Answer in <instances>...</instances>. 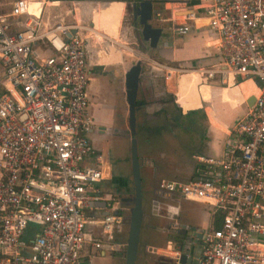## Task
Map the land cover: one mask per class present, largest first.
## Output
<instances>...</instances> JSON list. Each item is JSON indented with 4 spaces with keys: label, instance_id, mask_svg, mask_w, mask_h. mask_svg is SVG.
Listing matches in <instances>:
<instances>
[{
    "label": "built area",
    "instance_id": "obj_1",
    "mask_svg": "<svg viewBox=\"0 0 264 264\" xmlns=\"http://www.w3.org/2000/svg\"><path fill=\"white\" fill-rule=\"evenodd\" d=\"M32 1L40 3L38 14L29 10ZM59 1L75 0H12L8 12L0 11V264H81L86 242L109 252L120 245L121 200L103 189L108 169L86 137L91 29L64 21L46 26L45 5ZM195 6L219 41L217 62L195 71L222 83L254 79L258 93L221 155H197L187 179H160L155 191L168 217L186 201L210 213L197 264H264V0ZM189 28L185 22L175 30ZM97 201L110 202L111 211L98 219L100 232L87 237L85 209Z\"/></svg>",
    "mask_w": 264,
    "mask_h": 264
},
{
    "label": "crops",
    "instance_id": "obj_2",
    "mask_svg": "<svg viewBox=\"0 0 264 264\" xmlns=\"http://www.w3.org/2000/svg\"><path fill=\"white\" fill-rule=\"evenodd\" d=\"M139 1L141 0H75L73 3L59 1L57 5H48L51 8L62 5V7L59 8V13L55 15L58 21H64L66 17L71 21L69 24H79L83 22V17L85 25L91 29L90 32H88V36L90 37L88 70L89 72L95 73L99 79V95L95 100H98L100 108L95 107L91 111H88V114L92 119V125L104 130L99 133L95 131L88 132L86 137L91 146L96 148L101 154V160L108 169V179L101 183L102 186L104 184L113 185V183L123 180L122 177L116 175L111 176L110 166L103 160L102 136H108L113 133L112 126H115L116 116H118L117 112L122 109V106L119 109H117V107L126 103L124 76L131 66L133 59L123 55L120 56L119 51L121 52L124 50L126 53L131 52L128 44V40L131 38H134L135 41L137 40L138 42L137 36H134V29H132V25L136 22L132 19V3H138ZM151 1L153 9L159 10L158 19H154L152 25L162 27L163 32L155 48L150 47L147 41H141L145 48L147 47L150 50L149 53L145 55V59H143L146 65L150 67V70H148V75L145 76L143 65L141 66L137 95H144L145 98H147L148 93L151 92L154 94L158 85L161 89L159 93L172 98L171 102L176 106V110H174V112L172 111L170 114H165V123L158 127L157 132L161 131V128H168V124H166L168 120L171 119L173 121L180 119L178 110L181 111V118L183 120L184 118L190 120L193 115L199 114L205 124V131L201 137L199 136V132L194 131V133H192L188 130H184L195 138L192 137V140L194 139L193 145L190 146V163L184 168L183 166L180 168V171H185V177L180 179L183 180L191 175L197 155L219 156L222 154L231 127L234 125L235 121L242 117L253 105L255 95L258 93V83L256 80L250 78L229 79L228 82L224 83L220 81L219 76H217L218 81L215 80L216 76L209 81L203 79L201 75L195 71V68L198 66L210 67L217 62L219 41L214 33L210 31L207 18L201 10L195 6L196 0ZM11 4L12 0H5L2 6L5 7L4 10L6 11L7 8L10 10ZM157 4L159 6H157ZM107 6H112L110 10L112 14L106 19L105 15L104 17L100 16L99 10ZM45 9L47 10V15L45 14L43 16V22L46 26L53 25L57 21L52 22L48 17V13L51 12L49 7L45 5L44 10ZM187 9H198L197 17L191 20L185 19V13L182 11ZM94 11L96 12L95 14ZM129 11L131 13H129ZM128 13L129 16L131 14L129 21L131 24L124 28L123 21ZM185 22L190 25L189 31L185 34H179L175 30V27ZM104 39L106 40L104 41ZM95 40L104 41V52L111 54L112 51V55L102 63H98L96 58L94 59V54H92ZM114 42L118 47L112 44ZM139 44L141 43L139 42ZM135 55L137 58L140 57L137 53H135ZM100 65L105 67L113 66L115 68L114 72L104 77L97 72L99 69L98 66ZM104 83H108L110 87L112 86L110 96L108 97L102 95L101 86H103ZM89 88L90 77L88 89ZM149 96H151V94ZM252 97L254 98L252 99ZM117 99H120L119 104H117ZM190 111L194 112L189 114ZM173 113H177V118H175ZM202 113H204L203 117ZM193 122L194 120L191 119V124ZM119 129L124 130L122 125L116 130L120 131ZM187 136L188 135H186V137ZM187 142L188 140H186V142H181V145ZM181 151L185 150L181 149ZM172 154H174V152ZM103 189L107 191L104 186ZM113 206H116V204H113ZM123 206L125 205L121 204L122 209ZM122 209L119 211L120 213ZM182 209L183 204H181L177 214L179 217L181 216L180 211H182ZM157 210V213L155 212L156 215H153V213H151V215L155 217L156 220H164L163 216L167 215L164 214L162 216L159 208H157ZM105 211L108 213L111 211V207H106L104 209L99 205H89V207L85 209V214L88 218L85 227L87 237L100 232L98 219L105 215ZM113 212L115 213V211ZM205 213L207 217H209L208 225L202 226L199 224H190L187 221L185 222L193 225L195 231L196 229L207 227L211 224L212 220L207 210ZM126 226L127 223L124 220L118 239L120 245L118 248L115 247L116 251H98L95 250L89 242H86L81 250V264H123L125 262L124 256L127 239L125 237V232L127 230ZM154 230L161 233L164 239H161V245H147V257L144 259V264L147 258L152 261V264H177L176 249L171 247L163 232L157 229ZM196 241L198 242V239Z\"/></svg>",
    "mask_w": 264,
    "mask_h": 264
},
{
    "label": "rangeland",
    "instance_id": "obj_3",
    "mask_svg": "<svg viewBox=\"0 0 264 264\" xmlns=\"http://www.w3.org/2000/svg\"><path fill=\"white\" fill-rule=\"evenodd\" d=\"M134 3V2H133ZM53 5H57L53 4ZM72 5V4H69ZM111 5V4H108ZM115 5V4H112ZM157 6H159L157 4ZM49 10L51 12L48 13V17L52 22L58 21V18L55 16L59 13V8L62 5L51 8ZM112 6H107L103 9L99 10V14L101 17H110ZM5 7H0L1 12L9 11ZM62 10V9H61ZM130 10V9H129ZM96 12L94 11V14ZM129 13H131L129 11ZM129 13L126 15L125 20L123 21V27L126 28L129 24H131ZM47 15V10H44L43 16ZM66 23H71L68 18H64ZM82 21L79 24H85V20L82 17ZM150 23L154 22L152 18L149 20ZM134 36H137V40L134 38L128 40L129 47L131 52H124L122 50L119 51V55L131 57L132 62L131 66L136 62L140 61L141 66L143 65V72L145 76L148 75L150 67L146 65L143 59H145V55L149 53V49L143 45V41L140 35V25L134 22ZM106 39H104L105 41ZM115 40V39H114ZM104 41H94L93 53L94 59L98 63H102L106 61V59L112 55L108 52H104L103 48L105 46ZM139 42L141 44H139ZM111 43V42H110ZM115 47L118 45L114 43ZM144 47V48H143ZM120 50V49H119ZM135 53L139 54L140 57L137 58ZM99 72L102 76L106 77L107 75L114 72L113 66H98ZM88 77H90V88L88 89V97H89V106L88 111H91L93 108H100L98 100H95L99 95V79L95 73L89 72L87 73ZM206 81H209L205 79ZM215 80L218 81V77H215ZM102 84V83H101ZM105 84V85H104ZM102 88V95L105 97L110 96V87L108 83H104ZM97 86V87H96ZM100 86V85H99ZM157 89L152 94L151 92L147 94V98L144 95H137V99H146V104L141 106V108L136 111V140H137V154L139 160V173L141 178L142 185V206H143V220L142 226L140 230V241L138 246V255L135 264H144V259L147 257V245H161V239H164L163 235L153 229V225L156 224H165L162 220H156L155 217L151 215V206L155 205V209L159 206V211L162 215L166 213L164 208L165 200L156 193V183L160 179H182L185 177V171H180V168H183L188 165L190 162V146L193 145L192 137L190 133L185 132L184 130H188L189 132L194 133L199 132V136L203 135L205 131V124L203 123V119L199 114L193 115L191 119L194 122L191 124V119L184 118V120L180 117L178 120H168L166 124H168V128H161L159 132H157L158 127L165 123V114H170L172 111L176 110V106L172 103V98L168 97L165 94L159 93L161 89L157 85ZM1 93V91H0ZM151 94V96H149ZM120 103V99H117V104ZM98 105V106H97ZM118 111V116H116L115 126H112L113 133L108 136H102V148H103V160L110 166L111 176L116 175L122 177L124 181H126V188L123 187L120 190H116L115 186L112 184H104V188L110 192L115 198L122 197H132L133 192V183H132V174H131V151H130V136L128 130L127 116H128V104L127 102L123 105H119L117 109L121 108ZM186 116V115H184ZM124 130L119 129L116 130L121 125ZM184 132V133H183ZM124 133V134H123ZM127 134V135H125ZM186 135H188L186 137ZM188 142L184 145H181V142ZM181 149L185 151H181ZM176 150V151H175ZM179 151V152H178ZM174 152V154H172ZM171 153V154H170ZM178 169V170H177ZM156 201L157 203H154ZM183 209L180 211V218L184 221H187L190 224H199L202 226L208 225L209 220L205 211V207L202 208L201 204L192 203V202H183ZM130 205L123 206L121 211V215L124 217V220L127 223V230L125 232V237L127 238L128 231V218L130 215L129 211ZM156 212V211H155ZM154 212V213H155ZM197 216V218H196ZM153 223V224H152ZM124 264V263H123ZM145 264H152V261L146 260Z\"/></svg>",
    "mask_w": 264,
    "mask_h": 264
},
{
    "label": "water",
    "instance_id": "obj_4",
    "mask_svg": "<svg viewBox=\"0 0 264 264\" xmlns=\"http://www.w3.org/2000/svg\"><path fill=\"white\" fill-rule=\"evenodd\" d=\"M198 9H187L182 11L185 15L190 13H197ZM159 10L153 9L151 0H141L138 3H132V17L140 25L141 39L147 41L149 46L155 48L158 40L163 32L162 27L153 26L149 20L158 19ZM26 15H21L19 20L24 22ZM141 72V62L136 61L129 67L124 76L125 98L128 104V130L130 136V151H131V174L133 183V196L122 197V205H130V215L128 218V231L125 249L124 264H135L138 254V246L140 241V230L143 220V206H142V185L139 173V160L137 154V140L136 134V111L141 107V104L136 105L137 91L139 84V76ZM254 97H252L253 99ZM91 205H99L101 208L110 207L111 203L107 201H97ZM107 211H105V214ZM194 240L189 238L184 245H178L177 249L180 251L177 257V264H197L198 242L201 237L200 229L193 234Z\"/></svg>",
    "mask_w": 264,
    "mask_h": 264
},
{
    "label": "flooded vegetation",
    "instance_id": "obj_5",
    "mask_svg": "<svg viewBox=\"0 0 264 264\" xmlns=\"http://www.w3.org/2000/svg\"><path fill=\"white\" fill-rule=\"evenodd\" d=\"M178 114L179 117L182 116L180 110H178ZM103 130L104 129L92 125V127L88 132L95 131L99 133L102 132ZM150 211L151 213H153V215H156L154 212L158 210L155 209V206L152 204ZM163 218L164 220L162 221L165 224H161V223L156 224L153 225V228L165 234L167 241H169L171 247L177 250V246L184 245L189 238H192V240H194L195 237L193 236V234L195 233V229L193 225L187 224L178 215L173 217L163 216Z\"/></svg>",
    "mask_w": 264,
    "mask_h": 264
},
{
    "label": "trees",
    "instance_id": "obj_6",
    "mask_svg": "<svg viewBox=\"0 0 264 264\" xmlns=\"http://www.w3.org/2000/svg\"><path fill=\"white\" fill-rule=\"evenodd\" d=\"M133 19V17H132ZM135 21V20H134ZM145 100L143 99H136V105L137 104H141V106L145 105ZM194 111H190L189 114L193 113ZM173 115L175 116V118H177V113H173ZM204 116V113H202V117ZM113 186H115L116 190H120L121 188L125 187L126 188V181H124V179L121 182H115L113 183Z\"/></svg>",
    "mask_w": 264,
    "mask_h": 264
},
{
    "label": "bare ground",
    "instance_id": "obj_7",
    "mask_svg": "<svg viewBox=\"0 0 264 264\" xmlns=\"http://www.w3.org/2000/svg\"><path fill=\"white\" fill-rule=\"evenodd\" d=\"M57 2H55V3H52V2H48L47 4H46V6L48 7V5H53V4H56ZM39 7H40V3L39 2H37V1H32L31 3H30V5H29V10L31 11V12H34V13H36V14H38L39 13ZM99 32V31H98ZM99 34H101V33H99ZM99 36H101V35H99Z\"/></svg>",
    "mask_w": 264,
    "mask_h": 264
}]
</instances>
